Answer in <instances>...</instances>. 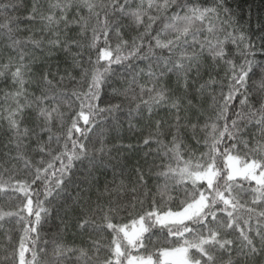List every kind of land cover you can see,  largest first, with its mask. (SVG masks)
Listing matches in <instances>:
<instances>
[{
  "label": "snow or ice",
  "instance_id": "snow-or-ice-1",
  "mask_svg": "<svg viewBox=\"0 0 264 264\" xmlns=\"http://www.w3.org/2000/svg\"><path fill=\"white\" fill-rule=\"evenodd\" d=\"M252 7L0 0V197L19 201L0 219L22 232L0 264H264V14L252 31ZM125 120L149 149L127 174L113 152L138 145L108 144Z\"/></svg>",
  "mask_w": 264,
  "mask_h": 264
},
{
  "label": "trees",
  "instance_id": "trees-1",
  "mask_svg": "<svg viewBox=\"0 0 264 264\" xmlns=\"http://www.w3.org/2000/svg\"><path fill=\"white\" fill-rule=\"evenodd\" d=\"M31 3V0H19L20 4H24V3ZM250 3L253 4L252 7V11H251V16H252V23H251V30L255 31V27H256V20L257 17L261 16L262 14H264V8H261V5L264 4V0H249ZM244 7V20L248 19L247 16V10H248V4L245 3L243 5ZM16 15H26V12H20V13H16ZM26 23H22L21 27H25ZM241 23L243 24L244 21L242 20ZM245 27L247 28L248 25H245ZM3 84H0V87H3ZM72 85H69V89H71ZM127 107L124 108L123 112L120 114L122 117H125L127 114ZM161 115H163V112H161ZM99 119V118H98ZM107 121H111V117H107L105 118ZM82 123V122H81ZM128 128V124L127 121H124L123 124V128L120 130V135L122 137V139L116 140L114 139L115 134L114 133H110L108 136V144L109 147H111L112 144H117V145H128V144H132V145H138L139 151L137 152L135 149L134 150H129L126 147L122 150L123 151V157H120L117 155V153L114 151L113 152V156L116 157L115 159H113L111 161L112 164L114 165H126V169L125 172L127 174L128 171L131 170V168L135 167L138 165L139 163H143V160L141 159V157H143L144 153H146L149 149L147 147H145L143 145L142 142L139 141V132H137L136 134L130 133L127 131ZM147 130H145V134H146ZM194 148H198L199 151H204V147L203 144L197 146L195 144L191 145ZM151 148L153 150H155L156 145L152 144ZM151 159V158H149ZM157 163H159V161H157ZM109 180L112 179L111 176V168H109ZM121 177L119 176V167L117 168V183L120 182ZM123 194V193H122ZM165 199H167V196H165ZM19 204L18 200H13L11 202L7 201L5 198L0 197V211L3 212H8V211H17V205ZM136 211H139V205L136 206ZM128 213H121V216H127ZM17 219L18 217H7L5 216L3 219H0V256H2L4 254V248L7 247L8 251L11 252L13 245L18 247V237L19 235H22V232H20V224L17 223ZM49 230L47 228V226H45V231L41 233V240H50L51 236L48 233ZM7 234V235H6ZM8 236L12 237V243L10 244L8 242ZM65 242L71 244L72 241V233L68 232L65 237ZM88 239V238H85ZM108 237L106 236V234H104V240L102 241V243H107L108 241ZM90 242V241H89ZM77 244L80 243L79 240L76 241ZM41 247H45V245H43V243H41L40 245ZM49 248L51 247V245L48 246ZM106 250V249H105ZM103 254V251L102 253ZM30 257V253L26 254ZM155 258V257H154Z\"/></svg>",
  "mask_w": 264,
  "mask_h": 264
}]
</instances>
